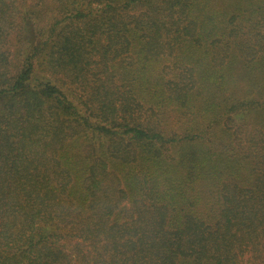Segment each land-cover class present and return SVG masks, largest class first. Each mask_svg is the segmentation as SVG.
Instances as JSON below:
<instances>
[{
	"label": "trees",
	"instance_id": "obj_1",
	"mask_svg": "<svg viewBox=\"0 0 264 264\" xmlns=\"http://www.w3.org/2000/svg\"><path fill=\"white\" fill-rule=\"evenodd\" d=\"M0 264H264V0H0Z\"/></svg>",
	"mask_w": 264,
	"mask_h": 264
}]
</instances>
